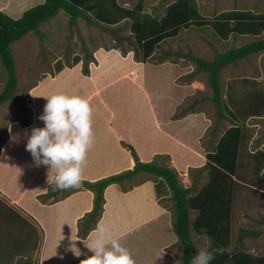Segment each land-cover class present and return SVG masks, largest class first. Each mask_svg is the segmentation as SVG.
Instances as JSON below:
<instances>
[{"label": "crops", "instance_id": "crops-1", "mask_svg": "<svg viewBox=\"0 0 264 264\" xmlns=\"http://www.w3.org/2000/svg\"><path fill=\"white\" fill-rule=\"evenodd\" d=\"M13 1L8 3L12 5ZM19 1L16 5L22 4V0ZM9 4L0 7V10L8 15L9 10L12 9ZM22 6L18 7L19 10L24 9ZM157 9L155 13H149L157 14ZM97 53L95 56L98 55L99 58H96L100 63L103 61V64L101 67L100 64L94 65L91 70L89 68V75L83 74L78 65L67 67L68 69L58 72L54 77H42L31 92L33 100L29 108L30 124L26 121L21 124H10L11 133L8 129L9 124L6 125V139L0 143L2 150L0 151V200L6 203L12 212L32 223L37 233L39 230L40 234L42 232L43 236L41 234L40 240L37 239L35 243H37L36 248L44 244V264H85L84 259L90 255V252L83 242H88V237L100 223L105 225L111 237L118 238L131 252L136 264H171L174 257L169 253L168 248H174L178 240L172 230L169 210L157 200L153 179L143 180L142 183L124 191L118 185L128 180L106 187L103 210L99 219L95 225L92 226L90 223V226L85 227L86 235L79 237L78 223L91 212L94 192L83 187L75 192L72 191L73 193H70V188L56 189L50 182L54 170L48 171L45 167L35 166L24 144L20 146L19 141L13 142L10 139L14 134L19 133L23 136L33 126L43 125L38 119L46 103L42 96L67 93L86 98L92 109L93 144L83 166L82 180L95 181L131 169L134 166V158L125 144H130L139 159L144 162L153 160L158 154H166L171 156L170 160L178 170L188 171L205 165L206 152L214 149L225 129L233 124L223 129V123H227L225 116L228 117V114L224 113L219 115L220 124L217 123L211 131L210 118L203 113V105L201 106L205 100H209L207 97L195 101L194 110L190 109L188 116L176 115L175 111L184 97L195 92L189 83L195 76L187 79L188 82L177 84L174 82L176 78H172L176 71L172 66L173 62L167 66L146 67L148 62L136 60L133 62L127 57L129 62L121 66L115 64L117 57L114 59L110 50ZM97 68L98 71L94 73ZM134 72L136 75L131 79L130 75ZM186 74L187 72L184 76ZM247 82L253 85L256 83L249 80ZM138 87L142 89L139 90ZM115 90L123 91L124 96L130 95L138 103L141 102L143 113L147 116L142 119V123L137 122L136 125L130 126L128 121L122 119L123 112L112 106L110 102ZM256 90L258 92L260 89ZM261 93L264 95V92ZM229 105L234 107L233 110L229 106L230 110L236 111L235 107L240 106V103L230 101ZM238 111L236 117L239 116V121L235 122L241 124L246 113L240 108ZM261 117L264 118V115H253V118L262 119ZM251 118L252 116L248 115L244 121L247 122ZM242 129L246 134V128L242 127ZM246 136L248 137L247 134ZM166 138L169 139L167 145L164 144ZM25 142L23 140V143ZM139 143L143 145L139 146ZM242 143L244 144L245 140ZM259 150L264 151V148L258 147L254 153ZM206 172L203 171L201 181L205 178ZM192 181L191 176L189 184L182 185L189 187ZM192 213L196 216L195 212ZM247 230L248 235L243 241V249H248L247 241H256L262 237L260 231ZM76 249L80 251V255L75 254ZM248 250L254 255H264Z\"/></svg>", "mask_w": 264, "mask_h": 264}, {"label": "rangeland", "instance_id": "rangeland-1", "mask_svg": "<svg viewBox=\"0 0 264 264\" xmlns=\"http://www.w3.org/2000/svg\"><path fill=\"white\" fill-rule=\"evenodd\" d=\"M8 1L13 0H0V7L7 6L9 4ZM42 1L43 0H22V4L16 5L20 1L14 0L13 6L9 4L12 8L9 10V15L13 18H18L25 10L40 4ZM136 1L137 0H119L120 4L129 7H132ZM170 1L172 0H144L143 11L146 13H155L158 7L156 12L160 15L162 13V7H160L161 3L164 5ZM197 1L202 13L208 17H211L215 13L230 9H249L253 12H264V0ZM21 5H23V10H19L20 8H18ZM59 12V14L57 13L55 17L49 21L42 23L38 32L30 31L20 40L11 44V51L16 67L17 91L14 93L15 98L13 100H8L0 105V143L6 139V125L21 124L24 123V121H29L31 113L29 109L30 102L33 100L31 92L42 77H54L58 72L66 70L67 67H77L78 65L82 73L85 67L91 70L94 65L98 66L100 64L97 59L99 56H95V53L107 51V49H110L114 59L117 57L115 64L117 63L121 66L125 65L129 62L128 59L135 62L133 57L135 47L133 44V37L129 31L128 20L122 21L117 26L109 27L89 24L83 18H79L76 24L69 25L66 13L64 11ZM111 30H117L116 35H114ZM124 38H129L131 41L127 42ZM261 38H264V32L258 36L241 35L235 38L230 36L226 41L215 35L211 26H204L202 28L192 27L187 30H182L174 39H167L164 41L149 60L146 67H152L151 65L167 66L175 62L172 66L176 68V71L175 73L173 72L172 78H176L174 82L177 84L185 83L189 80H187L184 74L186 72L197 71L196 63L188 57L189 55L211 60L218 53H223L232 47H237ZM76 56H78L80 60L77 64L73 65V60ZM92 57H94V59ZM111 58L110 56V59ZM60 66H63L61 70H59ZM135 75V72L132 73L130 78L133 79ZM205 77V74L200 72L189 82L195 92L192 95L184 97L175 111L176 115L186 117L189 115L190 109L194 110L195 101L202 97L210 98L211 89L208 87ZM219 78L222 85L223 102L226 101L227 105H229L230 101L239 102L240 106L235 107L236 112H239V108L241 110L256 109L254 108L255 106L252 105L256 103V89H260L259 91L264 92V51L252 54L244 59H239L235 64L225 66L220 71ZM4 79L5 71L0 63V91L3 88ZM154 79H156V77ZM247 80L256 83L253 85L248 83ZM156 81L158 82V80ZM119 87H121V85H119ZM138 88L139 90L142 89V87ZM229 94L231 99H227ZM222 101L219 103L220 107L212 103L211 100H205L201 104V106L203 105V113L210 118L211 131L215 128L214 126H216L217 123L220 124V116L217 111L221 113L225 112ZM110 102L112 106L123 112L122 119L128 121V123H130L128 125L130 126L136 125L137 122L142 123V119L147 117L143 113L141 102L138 103L134 97L130 95L124 96L123 91H113V99L110 100ZM163 103L166 102L163 101ZM257 106L258 104H256V107ZM230 108L234 110V107L230 106ZM100 119H102L101 116ZM226 121L227 123H223V129L226 128L227 125L229 126V124L235 122H232V120L228 118ZM245 122L246 121L241 122V125L246 128L245 132L248 137L245 139V143L240 150L238 168L239 173L245 178V181L240 183L236 188L235 199L232 206L233 245H236L235 240L240 228L260 231L262 237L256 241H247V248L251 249L250 251L253 253L264 254V165L262 170L256 174L255 168L253 167L255 160L252 156L258 147L264 148V118L259 119L253 118L252 116L250 120ZM168 141L169 139L166 138L164 144L167 145ZM23 144V140H19V145L23 146ZM141 145L143 144L139 143V146ZM21 153H23V151H21ZM170 159L171 156L169 155L158 154L153 160L176 170L181 184H189L191 176L193 178L195 174V169H189L188 171L178 170ZM206 178L207 176L205 175V178H203V181L200 180L199 184H204ZM147 179L155 180V177L142 173L118 186L124 191ZM199 187L198 185V188ZM157 200L169 210L170 214L172 213L171 193H167ZM0 213L2 214V218L7 222H0V224L5 225L4 228L0 229V242L4 244V254L0 255V264H5L1 259H5L9 264H44V244L41 245L40 242L41 246L33 249L35 245L34 242L37 239L40 240L42 232L40 234L39 230V233H37L36 229L32 227V223L11 210H5L4 208L0 210ZM194 217L195 215L191 213V219ZM84 221L85 218H82L78 223L77 233L79 237L84 236ZM91 223L92 226L95 225V223ZM192 241L196 252L201 248L207 247L209 243L207 236H196L194 233H192ZM248 249H245V251L249 252ZM168 251L175 258H173L171 264H181V250L178 249V245L175 244L174 248H168Z\"/></svg>", "mask_w": 264, "mask_h": 264}, {"label": "trees", "instance_id": "trees-1", "mask_svg": "<svg viewBox=\"0 0 264 264\" xmlns=\"http://www.w3.org/2000/svg\"><path fill=\"white\" fill-rule=\"evenodd\" d=\"M160 7L163 12L160 15H153L143 11L144 0H137L132 7L122 6L118 0H44L25 10L18 18H13L0 10V63L5 71L4 85L0 91V105L13 100L14 93L17 91L16 67L11 44L30 31L38 32L40 25L49 21L60 10L68 15L69 25L76 24L79 18H83L89 24L109 27L117 26L122 21L128 20L135 47L133 57L137 62H149L164 41L174 39L182 30L192 27L211 26L215 35L226 41L230 36L234 38L241 35L258 36L264 32V12L230 9L208 17L200 10L197 0H172L164 5L161 3ZM116 31L111 30L114 35ZM124 39L127 42L131 41L129 38ZM261 51H264V38L232 47L223 53L216 54L211 60L189 55L188 57L196 63L197 71L187 73L185 76L191 79L200 72L204 73L206 83L211 89V96L208 99L219 106L222 101L220 71L229 64H235L239 59ZM79 60L80 58L76 56L73 65ZM101 64L103 61L99 67ZM62 68L63 66H60L59 70ZM98 68L93 72H97ZM83 73L89 75L90 71L85 67ZM261 92H257L256 103L252 104L256 109L244 110L246 114L243 116V121L248 115H264V95ZM227 97L230 99V94ZM222 103L225 112L217 111L218 114L227 113L226 118L232 122H238L237 112L230 110V105H227L226 101ZM256 104H258L257 107ZM26 123L30 124L29 121ZM232 124L219 137L214 149L206 152L205 165L195 168L193 181L189 187L181 184L176 170L156 160L141 161L134 148L130 144L123 143L130 149L134 158V166L131 169L95 181L82 180L81 186L78 187L91 190L95 195L93 208L85 218L83 227H88L91 222L96 223L100 217L106 187L145 173L155 177L152 181L158 198L168 192L171 193V226L181 250V264H191L196 254L192 233L207 236L214 247L231 248L230 254L217 255L211 264H264V255H254L243 249V241L248 235L246 228H240L235 240L236 245L233 246L232 206L236 188L245 181L238 168L242 142L247 136L243 133L241 124ZM252 156L255 160L253 167L255 173L258 174L264 165V151L259 150ZM204 170L207 171L208 179L197 189ZM78 188H70L69 191L73 193ZM4 208L5 210L11 209L0 200V210ZM192 212L196 213L193 219H191ZM0 222L7 223L1 213ZM4 227V224H0V229ZM83 233L85 236L86 230ZM34 244L33 249H36L37 243L34 242ZM3 245L0 242V255L4 254ZM1 260L4 263L8 262L5 259Z\"/></svg>", "mask_w": 264, "mask_h": 264}, {"label": "clouds", "instance_id": "clouds-1", "mask_svg": "<svg viewBox=\"0 0 264 264\" xmlns=\"http://www.w3.org/2000/svg\"><path fill=\"white\" fill-rule=\"evenodd\" d=\"M42 97L46 103L38 119L43 125L33 126L23 136L14 134L10 139L13 142L26 141L24 148L35 166L54 170L50 182L56 189L78 188L82 184L87 153L93 144L91 106L79 95L55 93ZM8 129L11 133L10 124ZM83 243L90 252L84 259L85 264H136L131 252L118 238L108 234L103 223L98 224L88 242ZM231 251L230 247H214L209 241L207 247L196 252L191 264H211L217 255L230 254ZM75 254L81 253L76 249Z\"/></svg>", "mask_w": 264, "mask_h": 264}]
</instances>
